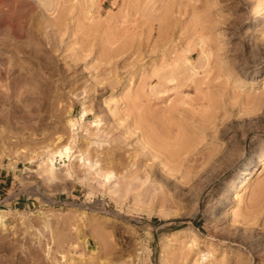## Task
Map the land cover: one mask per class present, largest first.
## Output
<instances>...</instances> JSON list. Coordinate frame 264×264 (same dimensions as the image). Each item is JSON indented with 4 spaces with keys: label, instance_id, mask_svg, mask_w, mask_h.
Masks as SVG:
<instances>
[{
    "label": "rangeland",
    "instance_id": "1",
    "mask_svg": "<svg viewBox=\"0 0 264 264\" xmlns=\"http://www.w3.org/2000/svg\"><path fill=\"white\" fill-rule=\"evenodd\" d=\"M17 2L0 264H264V0Z\"/></svg>",
    "mask_w": 264,
    "mask_h": 264
},
{
    "label": "bare ground",
    "instance_id": "2",
    "mask_svg": "<svg viewBox=\"0 0 264 264\" xmlns=\"http://www.w3.org/2000/svg\"><path fill=\"white\" fill-rule=\"evenodd\" d=\"M9 2V1H8ZM4 3V2H3ZM10 3V2H9ZM5 4V3H4ZM12 4V3H11ZM20 5H22L21 3H19V2H17V0L15 1V3H14V5H13V7H12V10H11V12H10V15L8 16V19H6V18H3V19H0V24L1 23H4V25H5V23H7L8 25H9V28H11V30H12V32H14V33H16V35L17 34H21V32H23L22 30H23V28L24 27H22L23 26V22L21 23V21L22 20H20V18L21 19H23L22 17H21V11L19 10V8H18V6L20 7ZM25 5V4H24ZM20 12H19V11ZM6 27H8V26H6ZM27 27V26H26ZM26 29V28H25ZM24 29V30H25ZM28 30V29H27ZM26 30V31H27ZM10 31V30H9ZM23 34H25V33H23ZM16 35H12V37H16ZM19 36V35H18ZM84 114L85 113H83V115H82V117L84 116ZM71 123H72V125L74 126L76 123L72 120L71 121ZM66 149H68V147H66ZM173 151V150H172ZM173 156V155H172ZM51 168H53V163H52V161H51Z\"/></svg>",
    "mask_w": 264,
    "mask_h": 264
},
{
    "label": "crops",
    "instance_id": "3",
    "mask_svg": "<svg viewBox=\"0 0 264 264\" xmlns=\"http://www.w3.org/2000/svg\"><path fill=\"white\" fill-rule=\"evenodd\" d=\"M0 176H1V173H0ZM0 181H4V179H1V178H0ZM13 201H14L15 204H22V203H23L24 205H26V202H20V201L14 200V199H13ZM28 203H29V202H27V204H28Z\"/></svg>",
    "mask_w": 264,
    "mask_h": 264
}]
</instances>
